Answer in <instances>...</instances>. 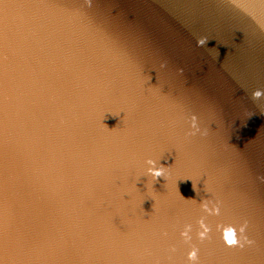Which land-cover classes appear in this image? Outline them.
<instances>
[{
    "label": "water",
    "instance_id": "95a60500",
    "mask_svg": "<svg viewBox=\"0 0 264 264\" xmlns=\"http://www.w3.org/2000/svg\"><path fill=\"white\" fill-rule=\"evenodd\" d=\"M256 90L264 0H0V264H264Z\"/></svg>",
    "mask_w": 264,
    "mask_h": 264
},
{
    "label": "clouds",
    "instance_id": "9594fccd",
    "mask_svg": "<svg viewBox=\"0 0 264 264\" xmlns=\"http://www.w3.org/2000/svg\"><path fill=\"white\" fill-rule=\"evenodd\" d=\"M208 43L207 38H201L197 41V46L202 47L205 46ZM264 98V91L261 90H256L252 93V99L254 101H258ZM106 128L107 126L104 125ZM191 127L195 131L189 133V135H195L196 132L199 131V128L197 126V117L192 116L191 117ZM206 134V133H205ZM147 165L149 166L147 169V174L151 176L153 181H156L158 178L163 177L165 180L168 179L166 172L167 169L164 166H157V161L154 160H148ZM193 191L197 193L196 190V185L192 184ZM179 195L181 196L182 199H185L179 192ZM186 200H191L193 203H195V199H186ZM212 204L211 200H203L201 202V209L204 213H207L208 215L211 216H219L220 215V207L218 204H213L212 207L210 208L209 205ZM199 224L200 231L197 232V238L201 241H204L205 239L208 238L209 233L211 229L208 227V225L205 223V217H201V219L197 222ZM247 228V222H245L243 225H241L238 229L240 238L238 239L237 235V228L233 227L231 225L228 226H221L217 225V230L220 231L222 229V239L224 244L227 247H244L245 244L251 245L253 241L249 240L247 236H245V231ZM192 231L191 225H186L184 228V231L180 233L182 239L184 240L185 243L190 244L192 240V236L190 235ZM172 251H175V249H172ZM198 252L199 249L196 248L195 246L191 247V251L188 253L187 260L189 264H198Z\"/></svg>",
    "mask_w": 264,
    "mask_h": 264
}]
</instances>
